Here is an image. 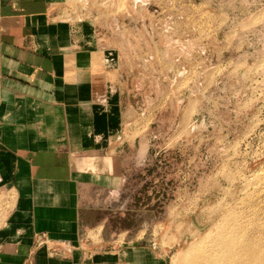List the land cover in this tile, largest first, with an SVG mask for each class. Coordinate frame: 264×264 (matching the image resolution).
Returning a JSON list of instances; mask_svg holds the SVG:
<instances>
[{
  "label": "crops",
  "instance_id": "1",
  "mask_svg": "<svg viewBox=\"0 0 264 264\" xmlns=\"http://www.w3.org/2000/svg\"><path fill=\"white\" fill-rule=\"evenodd\" d=\"M69 2L0 0V264H169L110 226L160 153V72L68 18Z\"/></svg>",
  "mask_w": 264,
  "mask_h": 264
},
{
  "label": "rangeland",
  "instance_id": "2",
  "mask_svg": "<svg viewBox=\"0 0 264 264\" xmlns=\"http://www.w3.org/2000/svg\"><path fill=\"white\" fill-rule=\"evenodd\" d=\"M69 3L68 18L160 72L168 105L155 164L142 166L110 226L158 244L169 264L217 226L264 241V0Z\"/></svg>",
  "mask_w": 264,
  "mask_h": 264
},
{
  "label": "bare ground",
  "instance_id": "3",
  "mask_svg": "<svg viewBox=\"0 0 264 264\" xmlns=\"http://www.w3.org/2000/svg\"><path fill=\"white\" fill-rule=\"evenodd\" d=\"M246 230L241 226L240 231L222 237V226H217L201 244L178 253L172 264H264V241L260 242V237L254 240L255 231L249 233L252 235L248 239L242 238Z\"/></svg>",
  "mask_w": 264,
  "mask_h": 264
},
{
  "label": "built area",
  "instance_id": "4",
  "mask_svg": "<svg viewBox=\"0 0 264 264\" xmlns=\"http://www.w3.org/2000/svg\"><path fill=\"white\" fill-rule=\"evenodd\" d=\"M36 247H47L54 250L53 240L47 234H37L35 238Z\"/></svg>",
  "mask_w": 264,
  "mask_h": 264
},
{
  "label": "trees",
  "instance_id": "5",
  "mask_svg": "<svg viewBox=\"0 0 264 264\" xmlns=\"http://www.w3.org/2000/svg\"><path fill=\"white\" fill-rule=\"evenodd\" d=\"M154 164H155V161L153 159L151 161L149 160V162L147 163V168L144 169V172L150 171V169H151L150 166H153ZM134 201H136V200H134Z\"/></svg>",
  "mask_w": 264,
  "mask_h": 264
}]
</instances>
